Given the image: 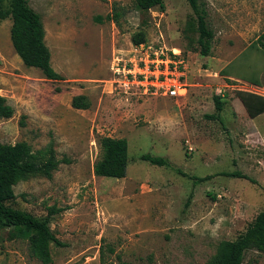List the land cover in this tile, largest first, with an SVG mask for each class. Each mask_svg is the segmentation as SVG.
Returning <instances> with one entry per match:
<instances>
[{
    "label": "rangeland",
    "instance_id": "obj_1",
    "mask_svg": "<svg viewBox=\"0 0 264 264\" xmlns=\"http://www.w3.org/2000/svg\"><path fill=\"white\" fill-rule=\"evenodd\" d=\"M28 1L63 79L26 67L12 45V21L0 22V93L16 111L0 119V141L26 142L34 152L53 143L62 162L51 179L16 185L12 204L41 218L61 210L51 229L63 246L52 245L51 264H208L264 209V115L251 119L236 106L238 91L264 95V88L221 75L264 34V0H203L214 32L209 56L187 0H165L148 15L136 0ZM140 30L155 48L182 51L186 98L117 88L113 59L131 55ZM81 95L91 101L87 110L72 107ZM216 97L226 104L222 121L207 117L217 112ZM104 137L129 143L124 179L94 173ZM145 154L172 167L151 165ZM233 172L248 179L225 175ZM1 237L0 264H43L28 241ZM243 264H264V253L247 252Z\"/></svg>",
    "mask_w": 264,
    "mask_h": 264
},
{
    "label": "trees",
    "instance_id": "obj_2",
    "mask_svg": "<svg viewBox=\"0 0 264 264\" xmlns=\"http://www.w3.org/2000/svg\"><path fill=\"white\" fill-rule=\"evenodd\" d=\"M196 19V31L201 54L209 56L214 40V32L207 21V10L203 0H187ZM136 6L142 14L148 15L154 8H165V0H136ZM120 13L113 11L112 20L119 24ZM12 21V45L28 68L41 70L52 81L63 77L53 68L52 52L46 42V30L42 18L29 4L28 0H0V22ZM146 32L140 30L132 37L137 46L146 43ZM226 78H235L255 87L264 88V34L252 43L240 56L221 71ZM238 98L251 119L264 114V95L249 91H238ZM216 114L207 116L211 120L222 121L221 114L226 106L219 97L214 99ZM91 101L86 96L73 99L74 109L87 110ZM15 108L0 93V119H10L15 115ZM102 156L94 166L97 177L124 179L129 164V143L127 139L104 137L100 141ZM147 163L159 167H172L169 159L151 154L141 156ZM62 162L58 159L53 143L34 152L26 142L15 145L0 141V243L2 231L8 232L7 240H26L32 255L43 264L53 262L51 247L63 246L51 229L53 217L61 210L50 208L41 218L27 211L12 206L16 201L15 186L32 177L45 176L48 179L58 170ZM229 177L246 178L241 173L225 174ZM206 178H200L204 181ZM264 253V209L257 215L247 231L235 241L222 242L216 255L208 264H243L249 251Z\"/></svg>",
    "mask_w": 264,
    "mask_h": 264
},
{
    "label": "built area",
    "instance_id": "obj_3",
    "mask_svg": "<svg viewBox=\"0 0 264 264\" xmlns=\"http://www.w3.org/2000/svg\"><path fill=\"white\" fill-rule=\"evenodd\" d=\"M135 47L131 55L113 59L111 70L118 89L144 97L188 96L187 63L180 49L155 48L147 42Z\"/></svg>",
    "mask_w": 264,
    "mask_h": 264
},
{
    "label": "crops",
    "instance_id": "obj_4",
    "mask_svg": "<svg viewBox=\"0 0 264 264\" xmlns=\"http://www.w3.org/2000/svg\"><path fill=\"white\" fill-rule=\"evenodd\" d=\"M41 16V15H40ZM41 18H42V16H41ZM42 21H43V19H42ZM44 24V23H43ZM45 27V26H44ZM83 96H85V95H83ZM87 97V96H86ZM239 102H240V106H238L237 104H236V106L238 107V110L240 111V112H242V111H244V112H246V109H245V107L243 106V104H242V102L240 101V99H239ZM247 113V112H246ZM264 115V114H263ZM263 115H261V116H263ZM260 116V117H261Z\"/></svg>",
    "mask_w": 264,
    "mask_h": 264
}]
</instances>
